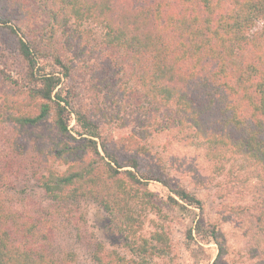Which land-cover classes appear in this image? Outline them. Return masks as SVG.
<instances>
[{"label":"rangeland","instance_id":"374dc122","mask_svg":"<svg viewBox=\"0 0 264 264\" xmlns=\"http://www.w3.org/2000/svg\"><path fill=\"white\" fill-rule=\"evenodd\" d=\"M100 1L90 0L92 4ZM0 5L14 22L27 24L31 29L29 38L37 37L45 43L52 37L60 47L70 76L62 77L57 90L97 123L107 148L115 152L120 162L138 157V174L145 177L149 173L159 179L150 180L148 190L155 193L161 211L132 200L128 209L135 207L140 221L123 233L94 197H80L57 206L45 194L39 179L43 174L67 169L68 165L57 154L58 146L63 141L73 145L84 143L78 135L83 128L71 114L68 124L71 136L79 138L75 140L58 131L53 116L38 125L25 126L8 116L21 110L35 115L38 106L27 93H22V89L29 87L24 79L27 67L17 49L18 38L1 25L0 202L6 212H15L18 237L23 244L26 236L33 237L31 233L26 235L25 225L20 224H38L40 220L49 238L35 237L37 246H45L58 256L72 254L70 264H98L96 254L106 259L116 254L130 257L127 241L164 228L170 236L171 252L155 257L159 264H216L219 246L197 233L195 227L201 223L205 232L214 228L220 233L225 253L217 264L264 261V227L258 218L264 210V188L260 186L258 171L230 148L224 149L222 156H215L216 149L200 140L190 144L173 141L170 133L162 129L161 118L152 115L158 104L146 99L145 88L137 81L124 51L104 44V26L86 13L87 6H74L85 14L79 19L74 9L64 12L63 0H0ZM92 10L91 14L98 13L96 6ZM258 26L261 28L263 23ZM40 63L48 72L65 71L49 53ZM10 78L17 82H10ZM6 97L14 106L21 103V110H7ZM100 150L103 152L101 147ZM92 155L85 154L87 159ZM171 186L186 188L201 200V207L180 200L183 205L175 204L171 197L178 198ZM123 194L118 201L125 202L128 194ZM44 218L50 222L48 226L42 223Z\"/></svg>","mask_w":264,"mask_h":264},{"label":"trees","instance_id":"16d2710c","mask_svg":"<svg viewBox=\"0 0 264 264\" xmlns=\"http://www.w3.org/2000/svg\"><path fill=\"white\" fill-rule=\"evenodd\" d=\"M63 1L64 12L74 9L79 19L85 14L74 6H87L86 13L104 26V44L124 51L137 81L145 88L146 99L158 104L152 115L161 118L162 129L170 133L173 141L190 144L200 140L216 149L215 156H222L224 149L230 148L259 172L260 186L264 188V0H101L98 4L90 0ZM92 5L98 9L94 15ZM53 15L58 20L56 12ZM259 22L263 23L261 28ZM1 25L18 38L17 49L27 67L24 79L29 87L22 93L38 106L37 114L24 113L21 103L14 106L6 97L7 110H21L8 116L21 126L38 125L53 116L58 131L72 137L68 121L73 114L83 128L78 135L84 143L63 141L58 146L57 154L67 169L40 177L45 194L59 207L80 197H94L122 233L140 221L137 209H128L132 200L161 211L155 193L148 190L150 180L157 176L139 175L138 157L120 162L102 140L97 123L58 92L62 77L70 76V68L52 37L45 43L37 37L29 38L31 29L27 24L14 22L3 12L2 5ZM47 53L65 69L63 74L43 68L40 59ZM9 81L17 82L12 78ZM86 152L93 154L91 159H87ZM171 189L178 198L171 197L175 204L182 201L201 207V200L186 188ZM123 193L128 197L120 202L118 197ZM14 214L6 212L0 202V264L71 263L72 254L58 256L45 246H37L35 237L49 238L40 220L38 224H20L25 225V234L33 237L26 236L23 244ZM258 218L264 227V210ZM41 221L50 224L45 218ZM202 227L197 224V233L219 246L217 264L225 253L220 233L214 228L205 232ZM189 235L193 238L192 230ZM127 243L132 256L116 254L106 259L96 254L95 261L159 264L155 257L171 252L170 236L164 228H155L149 236L139 234Z\"/></svg>","mask_w":264,"mask_h":264}]
</instances>
